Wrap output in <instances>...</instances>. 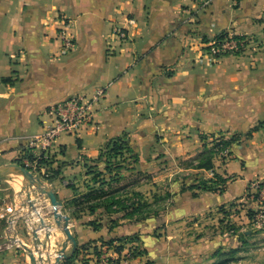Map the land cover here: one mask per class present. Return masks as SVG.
Instances as JSON below:
<instances>
[{
    "label": "crops",
    "instance_id": "0c3cea01",
    "mask_svg": "<svg viewBox=\"0 0 264 264\" xmlns=\"http://www.w3.org/2000/svg\"><path fill=\"white\" fill-rule=\"evenodd\" d=\"M58 15L70 22L72 50L64 51L57 24L50 23ZM116 28L126 32L125 39ZM227 30L257 36L263 44L253 56L227 54L213 62L205 48ZM102 86L107 93L95 106L96 129L59 136L60 152L51 164L58 167L51 184L71 217L76 248L54 216L52 229L35 211L4 217L12 205L5 203L0 205V264H32L21 243L35 228L59 235L43 264H54L52 258L65 247L58 264H94L90 250L84 255L76 249L128 229V219L111 230L98 219V209L75 213L66 206L68 180L86 174V164L126 131L138 165L150 171L154 164L211 148L212 133L242 134L227 146L230 157L216 153L212 167L197 169L195 178L208 183L223 178L221 189L194 187L196 180L174 194V248L164 264L264 262V224L256 219L259 201L252 186L264 180V0H211L205 8L196 0H0V162L26 155L19 139L44 132L52 105L91 96ZM185 226L187 233L181 230ZM125 262L162 264L140 256Z\"/></svg>",
    "mask_w": 264,
    "mask_h": 264
},
{
    "label": "rangeland",
    "instance_id": "374dc122",
    "mask_svg": "<svg viewBox=\"0 0 264 264\" xmlns=\"http://www.w3.org/2000/svg\"><path fill=\"white\" fill-rule=\"evenodd\" d=\"M64 15H58L52 17L50 23L57 24L58 37L64 45L65 38H71L76 44L74 39L68 35V29L70 28V22L68 18L62 23L60 18ZM246 36V35H244ZM250 39V45L240 53H227V54H245L253 56L258 50H260L263 40L254 35H247ZM207 49V46L205 50ZM211 61H218L220 58H213L210 53L207 52ZM35 135L21 137L20 149L27 151L28 158H38L39 162H42L45 167V173H38V169L33 173L36 177L42 180L45 187L53 190L52 181L56 176L52 166L54 163L55 155L60 152L59 145H56L48 150L47 155L44 156L38 148L31 147L28 144V139ZM241 138L243 137L240 134ZM229 135H225V139H229ZM221 139H214L212 144V152L219 153L222 150L227 151V157H230V150L227 146L234 145L228 144L224 146L219 143ZM219 143V144H218ZM211 148L206 147L200 154L181 159L178 162H166L164 164L153 165L150 170H144L138 162L126 151H122L117 156H105L103 160L99 162H92L91 168L93 171L88 172L86 168V174L82 177L68 180V186L71 193L67 195L68 204L74 210L76 208V202L85 198V203H102L109 206L107 209L105 206L98 208L100 212L99 220H104L108 228L113 230L116 227H121L120 224L123 219H128L130 226L128 229H124L122 233L115 237H108L105 240L99 242H90L88 245L81 246V252L88 254L86 250H90L94 259L98 258L94 264H126L122 263L135 257H145L147 262L156 263L157 261L164 264L168 261L170 251L174 248V244L171 242V232L176 228L171 227L172 211L171 204L174 194L180 190L185 189L189 182L198 181L195 186H201L206 179L204 177H197L201 171L202 165H206L210 162L212 152ZM214 155V153H213ZM215 154L214 157H216ZM14 163L2 161L0 162V205L9 203L16 207V216H19L22 212H36V219H42L44 225L47 228H51L53 221L54 208L51 203L50 196L42 192L40 188L30 182L23 174L18 172L14 168V164L21 165V158H18ZM214 161V160H213ZM58 169V167H56ZM158 168V169H157ZM32 172V171H31ZM102 178H106L103 182ZM209 186H213L212 183H208ZM207 184V185H208ZM64 188V184H62ZM91 199L92 201H88ZM115 200L114 203H111ZM84 201V200H83ZM112 204V205H111ZM111 205V206H110ZM62 214H67L63 205H59L57 208ZM70 209V208H69ZM127 212H133L127 215ZM51 217V222L47 219ZM5 223V219H1ZM55 220V217H54ZM64 220H62L61 234H65L63 231ZM95 225H97L95 223ZM97 226H100L97 225ZM40 229V228H39ZM39 229L30 231L25 238V242L21 243V246H28L32 252L36 255L38 264L41 258L46 256L47 252L51 250L50 241L57 239L59 236L57 232H40ZM190 228L187 226L181 230L184 233ZM235 229V228H233ZM231 230V229H230ZM73 233V232H72ZM53 237H52V236ZM49 236L51 239L49 240ZM42 237V239H41ZM17 242H20L17 240ZM50 243V244H49ZM68 243L71 244L70 241ZM184 247L186 244H182ZM117 247H121L118 250ZM50 248V249H49ZM63 249H60L52 260L58 257V254ZM46 253V254H44ZM83 253V254H84ZM85 255V254H84ZM41 257V258H40ZM40 259V260H39ZM55 259V262H56ZM88 258L87 260L89 261ZM260 262V261H258ZM212 263V264H217ZM228 264H258L248 262L244 259L232 260ZM264 264V262H260Z\"/></svg>",
    "mask_w": 264,
    "mask_h": 264
},
{
    "label": "built area",
    "instance_id": "2783aa9c",
    "mask_svg": "<svg viewBox=\"0 0 264 264\" xmlns=\"http://www.w3.org/2000/svg\"><path fill=\"white\" fill-rule=\"evenodd\" d=\"M200 8H205L211 0H196ZM65 17H61L62 23L65 22ZM66 23V22H65ZM115 33L126 38V32L121 28H116ZM224 34V35H223ZM250 39L244 35H238L232 30H227L216 36L208 45L207 52L213 58H219L227 53H240L250 45ZM75 43L71 38H65L63 45L64 51L72 50ZM107 88L105 86L96 88L91 96L77 95L64 99L51 106L49 110L50 123L47 125L44 132L36 134L28 139L29 146L38 148L44 156L47 155L48 150L57 145V139L62 134H77L83 127L96 129V122L94 120L95 106L106 95ZM223 157L227 158V151L219 152ZM38 158H28L26 155L21 156V165L28 168L33 173L38 169V173H45L47 167L39 162ZM256 199L259 201L256 219L264 224V180H256L252 184ZM10 214L11 218L16 216V210L13 205L6 207V211L1 213V216ZM98 259V258H97Z\"/></svg>",
    "mask_w": 264,
    "mask_h": 264
},
{
    "label": "trees",
    "instance_id": "16d2710c",
    "mask_svg": "<svg viewBox=\"0 0 264 264\" xmlns=\"http://www.w3.org/2000/svg\"><path fill=\"white\" fill-rule=\"evenodd\" d=\"M258 126L254 127L252 130H250L249 132H247L246 135L247 136H250L252 134V132L258 128ZM225 135H229L230 138L229 139H225ZM211 136L213 137V139H221V141L219 143L223 144L224 146H227L228 144H231L233 142H238V141H240V138H241L239 132H230V131H223V132H219V133H212ZM210 150L212 152V148ZM122 151L128 152L134 158V160L136 162L138 161V155L134 152L133 148L131 147V144H130V134H129L128 131L124 132L122 135H119V136H116V137L111 138L108 141V143L106 144V146L102 149L101 154L99 155V157L96 158L93 161L97 163V162L103 160V158L105 156H110V158H111L112 156H117L120 153H123ZM213 153H214V155L216 154V152H212L211 153L212 156H211L210 162L207 163L206 165H202L200 167H202V168H210V167L213 166V159H214ZM50 166H51V164H50ZM86 167L89 169L88 170L89 173L91 171H93L92 168H91V165L86 164ZM53 169L56 170V172H55V174H56L57 173V168L54 167ZM102 181L105 182L106 181V178H102ZM223 181H224L223 178L217 177L216 180L210 182V183L213 184V186H209L208 182L207 181H204V183L201 186H198V187H202V188H205V189L211 188V189L218 190V189H221V187L219 188L218 184H220ZM194 187H196V186H194ZM88 201H92V200L91 199H88ZM114 202H115V200H113L111 203H114ZM75 206H76V208L74 209L75 210V213L76 212L79 213V212H83V211H90L91 213H94L100 206H105L107 209L109 208V206H107L105 204L102 205V203H100V202H98V203H90V204L85 203V198L78 200L76 202V205ZM132 213L133 212H127V215H130ZM233 228L234 227L230 226L227 229H233ZM80 249H81V247L80 248L78 247L76 249L75 253H77L78 250H80ZM117 249L118 250H121V247H117ZM75 253H74V255H75ZM74 255L70 256V258H73Z\"/></svg>",
    "mask_w": 264,
    "mask_h": 264
},
{
    "label": "water",
    "instance_id": "95a60500",
    "mask_svg": "<svg viewBox=\"0 0 264 264\" xmlns=\"http://www.w3.org/2000/svg\"><path fill=\"white\" fill-rule=\"evenodd\" d=\"M14 168L20 172L21 174H23L30 182H32L33 184H36L40 190L42 192L47 193L50 196L51 199V203L53 205L54 208V217L56 222L62 226V220H64V224H63V231L65 232V234L67 235L68 241L71 242V244L73 245V248L75 249L77 246V240L76 237L74 236V234L72 233V230L70 228V215L68 214H62V212H60L57 208L59 205H61V202L58 200L57 194L54 192V190L45 187L42 183V180H40V178L36 177L33 172H31L28 168L24 167L23 165H17L14 164ZM26 249L29 250V254L32 260V264H38V261L36 259V256L34 254V252H32L30 250V248L28 246H25ZM66 256V247L63 248V250L59 253L56 262L54 264H58L59 261L61 260V258Z\"/></svg>",
    "mask_w": 264,
    "mask_h": 264
},
{
    "label": "bare ground",
    "instance_id": "6f19581e",
    "mask_svg": "<svg viewBox=\"0 0 264 264\" xmlns=\"http://www.w3.org/2000/svg\"><path fill=\"white\" fill-rule=\"evenodd\" d=\"M49 237H50V238H49V240H50V239H51V236H49ZM52 237H53V236H52ZM51 242H52V241H50V243H51ZM50 243H49V244H50ZM55 244H56V243H55ZM50 248H51V246H50ZM50 248H49V249H50ZM51 249H52V248H51ZM51 252H52V251H51ZM44 254H46V253H44ZM50 254H51V253H50ZM54 254H56V253H54ZM44 257H45V256H44ZM55 257H56V256H55ZM40 258H41V257H40ZM46 258H48V256H47ZM50 258H51V257H50ZM55 259H56V258H55ZM55 259H54V261H55ZM39 260H40V259H39ZM45 260H47V259H45ZM50 261H52V260H50ZM54 261H52V262L54 263ZM40 262H41V260H40ZM46 262H48V261H45V263H46ZM45 263H44V264H45ZM39 264H40V263H39ZM42 264H43V263H42Z\"/></svg>",
    "mask_w": 264,
    "mask_h": 264
}]
</instances>
